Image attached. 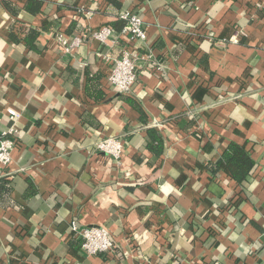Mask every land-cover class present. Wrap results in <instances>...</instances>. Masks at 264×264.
Returning a JSON list of instances; mask_svg holds the SVG:
<instances>
[{"label":"crops","instance_id":"1","mask_svg":"<svg viewBox=\"0 0 264 264\" xmlns=\"http://www.w3.org/2000/svg\"><path fill=\"white\" fill-rule=\"evenodd\" d=\"M8 1L0 135L17 144L0 164V264H264V0H44L38 13ZM125 12L147 40L121 95L106 80ZM105 26L115 33L101 44L91 33ZM62 35L84 38L68 53ZM151 126L160 157L147 149ZM107 139L123 144L120 158L96 150ZM230 143L256 164L244 186L210 169ZM89 226L113 253L85 255Z\"/></svg>","mask_w":264,"mask_h":264},{"label":"built area","instance_id":"2","mask_svg":"<svg viewBox=\"0 0 264 264\" xmlns=\"http://www.w3.org/2000/svg\"><path fill=\"white\" fill-rule=\"evenodd\" d=\"M120 19L125 22V27L114 39L113 44H120L121 52L119 58L114 61L106 81L113 91L126 95L133 91L134 85L138 80L136 61L140 54L136 44L137 42H145L147 35L144 21L138 14L125 12L120 16ZM114 33L115 31L111 27L105 26L92 32L91 36L101 44H107ZM83 38L81 35H77L68 39L62 35L58 36V42L63 45L66 52L72 53L82 43ZM238 38L239 33H235L230 41L237 43ZM16 144V140L10 134L0 135V164L2 166L10 164L12 160L11 154ZM123 149V144L118 142V140L107 139L100 142L96 150L118 159L122 155ZM78 234L82 240V251L87 257L92 258L114 252L113 241L105 229L89 226Z\"/></svg>","mask_w":264,"mask_h":264},{"label":"trees","instance_id":"3","mask_svg":"<svg viewBox=\"0 0 264 264\" xmlns=\"http://www.w3.org/2000/svg\"><path fill=\"white\" fill-rule=\"evenodd\" d=\"M110 3L115 4L114 0H107ZM2 5L6 8H10V4L8 0H1ZM42 4L40 1L36 0H27L26 2V9H28L32 13H38ZM119 27L117 28L116 34H119L123 28L125 27V22L119 19ZM38 33L33 31L26 40V44L31 47L30 42H33L37 39ZM98 80L99 76H92L90 79V90L92 87L98 88ZM89 89V88H88ZM90 93V92H88ZM91 95V93H90ZM96 101L103 99L101 92L99 91L97 96H94ZM122 99L133 107L136 111L139 112L141 115L142 121L146 122L145 113L143 108L138 105V103L128 97H122ZM144 119V120H143ZM147 149L150 153L155 155L156 157H160L165 151V139L162 134L157 130L156 126H151L147 130ZM255 161L253 160L251 154L246 150L245 145L237 144V143H230V145L225 149L221 158L215 163L211 164V168L213 174L217 173L220 170L225 171L231 178L234 180L239 186H244L245 183L249 180L251 173L255 168ZM209 166V167H210ZM81 249H82V240L80 241Z\"/></svg>","mask_w":264,"mask_h":264}]
</instances>
